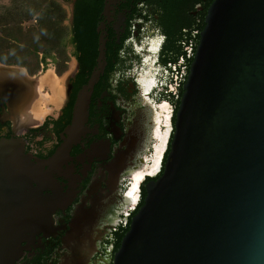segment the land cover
<instances>
[{
  "label": "flooded vegetation",
  "instance_id": "obj_1",
  "mask_svg": "<svg viewBox=\"0 0 264 264\" xmlns=\"http://www.w3.org/2000/svg\"><path fill=\"white\" fill-rule=\"evenodd\" d=\"M213 2L70 3L71 35L78 12L85 11L93 28V56L78 57L76 46L67 47L70 68L51 104H38L39 96L18 115L0 98V139L21 140L47 178L42 188L47 223L16 247L12 264H113L147 186L164 172ZM25 69L30 76L40 74ZM86 87L84 112L75 123Z\"/></svg>",
  "mask_w": 264,
  "mask_h": 264
},
{
  "label": "water",
  "instance_id": "obj_2",
  "mask_svg": "<svg viewBox=\"0 0 264 264\" xmlns=\"http://www.w3.org/2000/svg\"><path fill=\"white\" fill-rule=\"evenodd\" d=\"M36 79L0 64V98L20 115ZM42 168L21 140L0 139V264L47 223ZM113 264H264V0L211 4L164 172Z\"/></svg>",
  "mask_w": 264,
  "mask_h": 264
},
{
  "label": "trees",
  "instance_id": "obj_3",
  "mask_svg": "<svg viewBox=\"0 0 264 264\" xmlns=\"http://www.w3.org/2000/svg\"><path fill=\"white\" fill-rule=\"evenodd\" d=\"M77 16L72 36L69 26L65 25L67 14L60 0H17L0 14V64L27 68L36 75L46 70L44 66H48L51 59L57 64L58 75H62L70 59L68 46H76L74 54L78 57L93 56L90 20L85 11L78 12ZM85 18L87 24L82 25ZM31 20L35 25L25 28V22Z\"/></svg>",
  "mask_w": 264,
  "mask_h": 264
},
{
  "label": "rangeland",
  "instance_id": "obj_4",
  "mask_svg": "<svg viewBox=\"0 0 264 264\" xmlns=\"http://www.w3.org/2000/svg\"><path fill=\"white\" fill-rule=\"evenodd\" d=\"M73 1L74 0H70V2H73ZM16 2H17V0H0V14H3L6 9L14 6V4ZM60 2L62 3V6L65 9L66 14H67V20L66 21H69V19L71 17V5L69 3L67 4L65 2H62L61 0H60ZM33 25H35V21L34 20H31V21L25 22L24 27L25 28H29V27H32ZM65 25L68 26L67 25V22H65ZM48 63H49L48 66H44L46 70L43 71V72H39L40 74L36 75V77L37 78H42L45 75H48L49 74V76H50V78H49L50 79V82L52 80H54V78H60L61 79L62 78L61 77L62 75H58V73L56 71L55 64L52 63V61H49ZM70 63H71V60H70ZM68 67L70 68V65H68ZM59 85L60 86H64V80L60 81L59 82ZM60 86H58L59 88L57 87L56 89H52L49 85L48 86H44V87L41 86L40 92H39V96H40V99L39 100L40 101L38 102V104L40 102L43 103L42 105H46L48 103L49 104L53 103V101L58 98L59 93L62 91V88H61V91H59L60 90ZM36 106H35V109H36Z\"/></svg>",
  "mask_w": 264,
  "mask_h": 264
},
{
  "label": "bare ground",
  "instance_id": "obj_5",
  "mask_svg": "<svg viewBox=\"0 0 264 264\" xmlns=\"http://www.w3.org/2000/svg\"><path fill=\"white\" fill-rule=\"evenodd\" d=\"M50 76H49V74L48 75H45L44 77H42V78H38V79H36V84H35V87H36V89H37V91L38 92H40V88H41V86H50L52 89H56L58 86H60L59 85V82L62 80V79H60V78H54V80H52L51 82H50ZM52 78V77H51ZM49 79V80H48ZM53 79V78H52ZM59 88V87H58ZM37 98H39V95H38V97ZM36 98V99H37ZM35 98L34 99H30L28 102H27V104L26 105H24L23 106V109H22V111L24 112V110H26L27 108H30L31 107V104L33 103V101H35L36 100Z\"/></svg>",
  "mask_w": 264,
  "mask_h": 264
}]
</instances>
